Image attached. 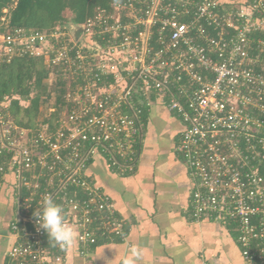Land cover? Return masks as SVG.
Returning a JSON list of instances; mask_svg holds the SVG:
<instances>
[{
	"label": "built area",
	"instance_id": "obj_1",
	"mask_svg": "<svg viewBox=\"0 0 264 264\" xmlns=\"http://www.w3.org/2000/svg\"><path fill=\"white\" fill-rule=\"evenodd\" d=\"M80 29L76 36L77 29ZM39 58L64 79L53 123L18 126L0 97V186L17 214L5 264H65L34 212L50 194L77 229L76 251L125 241L113 200L87 175L132 173L142 113L161 104L183 124L175 150L192 181L194 221L235 224L244 264H264V0H111L82 24L11 27L0 14V66ZM36 199V201H35Z\"/></svg>",
	"mask_w": 264,
	"mask_h": 264
},
{
	"label": "crops",
	"instance_id": "obj_2",
	"mask_svg": "<svg viewBox=\"0 0 264 264\" xmlns=\"http://www.w3.org/2000/svg\"><path fill=\"white\" fill-rule=\"evenodd\" d=\"M142 131L134 171L120 175L105 167L101 155L87 175L113 200L125 221V241H101L81 256L74 244L65 264H121L131 247L142 250L136 264H244L235 224L196 222L190 213L192 181L175 150L183 130L178 117L161 104L142 116ZM17 214L13 177L0 186V264L14 242L10 224Z\"/></svg>",
	"mask_w": 264,
	"mask_h": 264
},
{
	"label": "trees",
	"instance_id": "obj_3",
	"mask_svg": "<svg viewBox=\"0 0 264 264\" xmlns=\"http://www.w3.org/2000/svg\"><path fill=\"white\" fill-rule=\"evenodd\" d=\"M111 0H0L2 9L14 3L9 9V25L11 27L32 28L35 30H50L63 26L66 21L63 12L68 10L73 24H82L101 8L107 9ZM56 71V70H55ZM57 79L53 86L56 89L55 111L49 122L58 117L64 106L63 93L65 81L57 69ZM49 69L39 58H17L0 66V97L15 96L11 99L10 115L23 127L34 126L33 118L38 114L42 95H49ZM19 100H27L26 106ZM143 110L142 116L144 112ZM142 119V117H141ZM36 201V199H35ZM101 242V241H99ZM98 242V243H99Z\"/></svg>",
	"mask_w": 264,
	"mask_h": 264
},
{
	"label": "clouds",
	"instance_id": "obj_4",
	"mask_svg": "<svg viewBox=\"0 0 264 264\" xmlns=\"http://www.w3.org/2000/svg\"><path fill=\"white\" fill-rule=\"evenodd\" d=\"M34 216L38 228L47 233L48 240L54 246L66 250L77 241V229L66 221L64 206L50 194L44 196L43 203L34 212ZM141 255L142 250L139 247H131L129 255L122 259L121 264H136Z\"/></svg>",
	"mask_w": 264,
	"mask_h": 264
},
{
	"label": "rangeland",
	"instance_id": "obj_5",
	"mask_svg": "<svg viewBox=\"0 0 264 264\" xmlns=\"http://www.w3.org/2000/svg\"><path fill=\"white\" fill-rule=\"evenodd\" d=\"M14 6V3L10 6H7L5 8L2 9V12L4 14H6V17L9 18V9L12 8ZM63 15H64V18H65V22H64V25L62 27H70L71 28V25L73 24L71 21H70V18L72 17V14L70 11L66 10L63 12ZM57 68L56 69H49V78H46L45 79V83L48 84V87H49V95L46 96V95H42V102L40 103V107H39V112L38 114L33 118V123H34V126H31L30 128H37V127H41V124L43 125L45 123V121L49 122V119L51 118L52 116V113L55 111V106H54V103H55V97H56V89L54 88L53 84L54 82L56 81L57 79ZM67 85V83L65 84ZM19 102L26 106L28 104V101L26 100H19ZM11 116V115H10ZM11 119L20 127H23L22 125H20L19 123H17L15 121V119L11 116ZM56 119V118H55ZM53 121L51 120L50 122L53 123ZM24 128H27V127H24Z\"/></svg>",
	"mask_w": 264,
	"mask_h": 264
},
{
	"label": "water",
	"instance_id": "obj_6",
	"mask_svg": "<svg viewBox=\"0 0 264 264\" xmlns=\"http://www.w3.org/2000/svg\"><path fill=\"white\" fill-rule=\"evenodd\" d=\"M79 32H80V29L78 28L77 31H76V33H75L76 36L79 34Z\"/></svg>",
	"mask_w": 264,
	"mask_h": 264
}]
</instances>
